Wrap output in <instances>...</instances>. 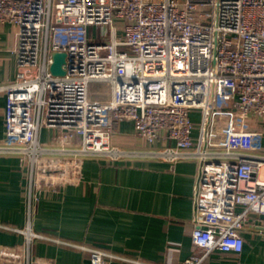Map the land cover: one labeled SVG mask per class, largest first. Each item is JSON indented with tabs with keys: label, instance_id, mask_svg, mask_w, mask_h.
<instances>
[{
	"label": "built area",
	"instance_id": "built-area-1",
	"mask_svg": "<svg viewBox=\"0 0 264 264\" xmlns=\"http://www.w3.org/2000/svg\"><path fill=\"white\" fill-rule=\"evenodd\" d=\"M3 25L14 31L16 70L0 79V155L27 166L29 201L32 186L75 182L87 157L195 160L199 251L174 264L242 250L248 213L264 214V0H0ZM54 52L65 53L62 75L49 69ZM91 81L109 82L110 97L90 96ZM192 110L201 112L196 134ZM121 121L143 145L111 143ZM10 228L27 249L47 238L88 251L90 264H156Z\"/></svg>",
	"mask_w": 264,
	"mask_h": 264
},
{
	"label": "crops",
	"instance_id": "crops-1",
	"mask_svg": "<svg viewBox=\"0 0 264 264\" xmlns=\"http://www.w3.org/2000/svg\"><path fill=\"white\" fill-rule=\"evenodd\" d=\"M13 33L10 25L0 28V79L16 70ZM5 103L0 93V139ZM50 133L42 128L41 141L47 142ZM110 140L122 147L144 144L132 121L116 124ZM261 143L264 148V138ZM197 171L198 163L190 159L87 157L75 182L54 189L32 186L29 201L27 166L17 156L0 155V224L6 226L0 227V264H90L88 251L47 238L33 237L27 249L25 235L10 227L145 262H180L199 251L190 236ZM242 236L240 252L214 250L202 264H264V220L250 218ZM109 264L132 263L112 259Z\"/></svg>",
	"mask_w": 264,
	"mask_h": 264
},
{
	"label": "rangeland",
	"instance_id": "rangeland-1",
	"mask_svg": "<svg viewBox=\"0 0 264 264\" xmlns=\"http://www.w3.org/2000/svg\"><path fill=\"white\" fill-rule=\"evenodd\" d=\"M99 29L101 28L98 26L89 27L90 35L94 34L93 30H96V33H98ZM110 92H111V85L109 82L91 81L88 84V93L92 97H97L99 99L105 100L110 97ZM189 117L191 122L193 123V132L196 134L199 126V122L201 120V112L198 110H192L189 114ZM43 137L45 138V133L42 135V138Z\"/></svg>",
	"mask_w": 264,
	"mask_h": 264
},
{
	"label": "water",
	"instance_id": "water-1",
	"mask_svg": "<svg viewBox=\"0 0 264 264\" xmlns=\"http://www.w3.org/2000/svg\"><path fill=\"white\" fill-rule=\"evenodd\" d=\"M65 61V53L64 52H54L52 54V62L49 66V69L51 73L55 75H62L64 74V69L62 67L63 63ZM226 90H230V88H226ZM248 216L250 218L257 219L258 222H261L264 220V214H257L255 212H249Z\"/></svg>",
	"mask_w": 264,
	"mask_h": 264
}]
</instances>
